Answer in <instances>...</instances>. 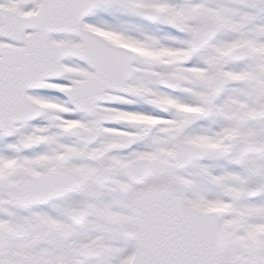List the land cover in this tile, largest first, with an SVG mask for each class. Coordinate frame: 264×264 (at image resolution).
I'll list each match as a JSON object with an SVG mask.
<instances>
[{
  "label": "snow or ice",
  "instance_id": "1",
  "mask_svg": "<svg viewBox=\"0 0 264 264\" xmlns=\"http://www.w3.org/2000/svg\"><path fill=\"white\" fill-rule=\"evenodd\" d=\"M0 264H264V0H0Z\"/></svg>",
  "mask_w": 264,
  "mask_h": 264
}]
</instances>
